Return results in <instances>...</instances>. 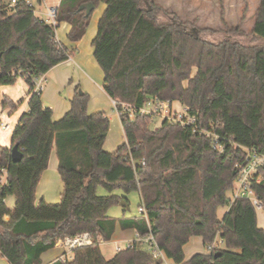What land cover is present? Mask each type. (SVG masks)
<instances>
[{
    "label": "trees",
    "instance_id": "1",
    "mask_svg": "<svg viewBox=\"0 0 264 264\" xmlns=\"http://www.w3.org/2000/svg\"><path fill=\"white\" fill-rule=\"evenodd\" d=\"M146 1L150 11L141 0L58 4V26L68 24L72 44L86 33L92 13L85 17L81 5L106 6L93 55L125 136L107 153L103 146L110 120L102 111L88 113L87 93L80 94L76 86L70 111L54 121L35 89V79L71 57L56 40V29L24 5L10 12L0 0V87L20 79L29 89L28 108L11 135V147L17 146L22 160L12 162L10 150L0 148V256L8 264H41V256L59 240L84 232L110 241L117 226L141 238L151 234L173 264H264V229L257 227L254 208L246 199L230 202L227 197L242 148L264 151V47L228 39L213 43L176 18L159 23V6ZM259 1L251 34L264 40V0ZM150 99L178 102L196 124L181 128L162 120L152 131L149 116H130L123 107L139 110ZM0 106L16 109L12 99L1 95ZM52 151L63 191L58 204L36 202ZM98 187L107 196L98 195ZM254 190L264 209V172ZM131 192L138 194L143 212L126 216L122 209L120 218L109 217L110 207L121 199L128 203L124 196ZM12 196L10 209L5 200ZM224 206L228 209L219 220L217 209ZM192 237L202 239L207 253L185 261L183 246ZM50 264H162V259L136 241L110 260L95 245L73 249Z\"/></svg>",
    "mask_w": 264,
    "mask_h": 264
},
{
    "label": "rangeland",
    "instance_id": "2",
    "mask_svg": "<svg viewBox=\"0 0 264 264\" xmlns=\"http://www.w3.org/2000/svg\"><path fill=\"white\" fill-rule=\"evenodd\" d=\"M4 5H7L9 0H2ZM159 6V10L156 15V20L159 23H168L173 18L178 19L183 23L189 24V30L195 27L199 31V35L202 39L208 40L213 43H219L223 40L237 41L244 46H257L264 47V40H257L251 34V29L255 21V15L259 6V0H152ZM58 0H47V5H56ZM144 4L146 9L150 11L152 9L151 4L146 0H141V4ZM106 6L98 4L97 7L92 11L89 26L86 33L80 41L76 43H70L66 35L69 31V26L66 23H60L55 31V38L61 44H63L69 51L72 59L74 58L80 68L84 71L89 78L91 83H102L103 72L99 69L94 55L92 41L97 32L98 20L104 12ZM65 65H60L59 68H64ZM76 68V66L74 67ZM70 69V68H69ZM196 70H192V76ZM69 80L73 83L76 81L82 90L79 73L72 72ZM82 73V72H81ZM88 80V79H87ZM78 81L80 83H78ZM68 80L65 82L64 87L68 85ZM95 85V84H94ZM43 105L47 107H55L59 103V99L64 97V89L61 93H56L50 88V85H45L43 88ZM83 91V90H82ZM29 92L28 86L22 80H17L13 86H1V96L11 98L16 106V109L2 110L0 106V148L10 150L11 147V135L14 128L18 124V119L23 113L27 106ZM105 100V98H104ZM106 102V103H105ZM106 110L104 113L110 120V126L107 133V138L103 146L105 152H114L119 146L125 141L123 135L120 120L118 119L112 103L105 100L103 103ZM162 122V118L159 115L153 117L148 123V129L156 130ZM2 125H9L8 131L1 129ZM57 171V170H56ZM49 173H53L50 168ZM97 194L100 196H107L106 191L102 187H98ZM128 200V208L125 211V215L132 216L138 212L140 205L139 196L136 192H131L124 196ZM5 204L8 208L13 209L14 197H8L5 200ZM123 208L120 205H114L110 207L108 216L120 218L122 215ZM226 207H220L218 214L219 216L224 212ZM256 219L258 224L263 225L264 221V209L256 210ZM119 248H124V244L119 243ZM185 256L192 257L195 254H206L207 250L203 246L199 239L192 238L187 246H185ZM115 244L113 241H105L99 245V250L105 260H110L115 254ZM60 253L61 250L55 249L53 253ZM70 255V253H69Z\"/></svg>",
    "mask_w": 264,
    "mask_h": 264
},
{
    "label": "built area",
    "instance_id": "3",
    "mask_svg": "<svg viewBox=\"0 0 264 264\" xmlns=\"http://www.w3.org/2000/svg\"><path fill=\"white\" fill-rule=\"evenodd\" d=\"M58 0L56 5H47V0H9L5 9L10 12H14L17 6H23L28 10L32 11L37 20L42 21L45 24L50 25L56 29L57 23V12H58ZM56 31V30H55ZM12 74L16 73V70H12ZM35 89L37 91H43V85L45 83L44 76L35 79L33 81ZM115 107V103L111 101ZM126 112H129L130 116L135 113L139 115H147L151 119L159 115L162 120H167L170 124H177L181 128H186L196 124V118L188 113V108L182 106L180 109L173 108L172 104L168 102H160L155 99H150L139 110H134L123 105ZM118 113V112H117ZM120 116V114L118 113ZM3 131H8L9 125H2ZM210 133H207L209 135ZM213 141L217 143V138L213 137ZM222 151L221 147H218ZM242 157L239 162L236 163L237 177L235 179L234 186L228 191V198L230 202L238 200L240 198L246 199L250 202L254 210L263 209L262 201L255 193L254 188L262 181V172H264V151L257 149L242 148ZM139 164H144V160L141 159ZM4 182V177L0 179V183ZM142 209L138 210L141 214ZM142 242L143 246L150 252L154 259H162V264H166V256L164 252L159 249L151 234L141 238L137 234L134 239L129 241L124 248L116 246L114 249L116 252L127 249L133 242ZM105 241L101 236L93 238L90 234L84 232L73 237H65L59 240L55 247L63 248L64 251L70 253L73 249L79 247H94L103 244Z\"/></svg>",
    "mask_w": 264,
    "mask_h": 264
},
{
    "label": "crops",
    "instance_id": "4",
    "mask_svg": "<svg viewBox=\"0 0 264 264\" xmlns=\"http://www.w3.org/2000/svg\"><path fill=\"white\" fill-rule=\"evenodd\" d=\"M60 65H65V67L60 69L59 68ZM75 66H76V68H74ZM71 69H72L73 74L74 73L78 74L80 72L79 73L80 74L79 75V81L81 83L79 81H78V83H80L83 92L87 93L90 97V101L88 103L89 104L88 105V113L89 114L95 113V112H100V111L104 112L106 110V108L103 105L105 100H108L111 103V99L108 97V95L105 94V92L103 90L102 83L100 85V83L89 82L90 80L87 77L86 73L84 71L80 70L76 60L74 58L72 59V57H70V59L68 61L57 65V67L49 70L48 73L43 75L44 80H45L43 87L45 85H50V88H52V90L55 91L56 93L57 92L61 93V90L64 89L63 99L58 98L57 101H59V103L57 104V106L49 107L52 109V119L54 121H59V119L62 118L71 109V104H69V100L74 96V91L76 89L75 87L78 86V84H76L77 83L76 81H74V83H73L72 80H69V78L71 76V73H70ZM67 80L69 81L68 85L66 87H64V85L66 84L65 82ZM0 95H1V93H0ZM43 95L44 94L42 91V97H43ZM104 98H105V100H104ZM172 106L175 109H180L182 107L178 102H173ZM27 108H28V105L25 107L23 113L26 112ZM113 109H114L118 119L120 120V124H121V119L119 118V115L116 112V109L114 106H113ZM51 153L52 154H51V157L49 159L48 167H47V169H45L44 173L41 175V178L37 184V188L35 191V201L37 202L38 200L43 199L45 202H47L49 204H58L59 200H60L61 193L63 191V186H62V181L59 177V174L56 171V164H57L56 153H54V151H52ZM50 168L53 170L54 174L49 173ZM227 196H228V192H227ZM225 207H226V209L224 210V212L220 216L218 214V211L220 208L217 209L216 214H217L219 220H222L225 212L228 209V206H225ZM257 227L264 229V221H263V225L258 224V222H257ZM135 235H136V233L132 229H127L125 231H121L119 229V227L117 226L115 228L114 235L112 236L111 240L115 244V247L118 246L119 243L124 244V247H125L129 241L134 239ZM192 238L199 239V241L202 242V239L200 237H192ZM190 240L188 241V243H186L183 246L184 247L183 248L184 255H185V248H186L185 246H187L189 244ZM220 244H221V242L219 240H217L216 246L221 247ZM55 249H59V250H61V252L60 253L59 252L53 253V250H55ZM64 253H66L67 256H69V253L64 251L63 248L54 247L50 250H47L46 253H44L41 256V262H42L41 264H50L54 260L63 257ZM190 258L185 256L184 260L188 261ZM0 264H8V263L6 262V260L4 258H2L0 256ZM166 264H173V262L166 258Z\"/></svg>",
    "mask_w": 264,
    "mask_h": 264
},
{
    "label": "water",
    "instance_id": "5",
    "mask_svg": "<svg viewBox=\"0 0 264 264\" xmlns=\"http://www.w3.org/2000/svg\"><path fill=\"white\" fill-rule=\"evenodd\" d=\"M94 9H95V6H93L91 2H88L87 4L81 5V7L79 8V11H85V17H88V15ZM79 93L81 94L83 93V91L79 90ZM10 155H11V160L14 163L20 162L23 158V155L18 151L17 146L11 147ZM119 205L125 210L128 208V203L123 199H121V201L119 202Z\"/></svg>",
    "mask_w": 264,
    "mask_h": 264
}]
</instances>
